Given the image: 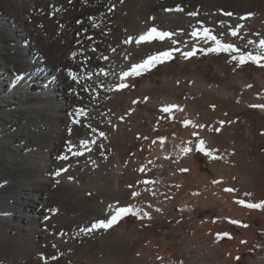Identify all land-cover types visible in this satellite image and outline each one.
Here are the masks:
<instances>
[{
	"label": "rangeland",
	"instance_id": "374dc122",
	"mask_svg": "<svg viewBox=\"0 0 264 264\" xmlns=\"http://www.w3.org/2000/svg\"><path fill=\"white\" fill-rule=\"evenodd\" d=\"M66 1L72 4L58 0L54 9ZM80 2L90 20L108 8L114 16L98 18V38L83 28L92 38L83 51L88 58L69 69L80 81L72 86L69 117L79 123L65 141L66 160L53 170L68 191L36 177L50 187L48 247L60 252L52 264H264V207L245 206L264 204V0ZM177 7L183 11H167ZM152 28L172 35L137 43ZM204 29L239 51H201L217 47ZM165 51L171 58L131 74L132 66ZM249 53L259 62L242 64L239 56ZM125 72L131 74L127 87ZM33 106L29 100L26 107ZM81 108L87 115L73 116ZM69 143L82 154L69 152ZM122 207L137 214L123 215L111 233L81 231L111 220ZM1 252L6 264L9 255Z\"/></svg>",
	"mask_w": 264,
	"mask_h": 264
},
{
	"label": "bare ground",
	"instance_id": "6f19581e",
	"mask_svg": "<svg viewBox=\"0 0 264 264\" xmlns=\"http://www.w3.org/2000/svg\"><path fill=\"white\" fill-rule=\"evenodd\" d=\"M80 1H66L54 9L58 0H0V250L9 255L6 264L13 260L35 264L38 258L48 264L60 261V252L48 247L50 187L36 177L63 193L68 191L63 176L59 173L55 178L53 170L61 165L65 141L76 128L69 117L75 85L69 69L75 71L88 58L83 51L92 38L81 32L83 28L87 26L97 37L98 18L111 22L114 16L108 8L90 20ZM28 76L30 81L24 82ZM125 77L123 85L131 74ZM29 100L34 104L30 109ZM95 148L97 143L90 146ZM104 230L112 231L111 227ZM16 245L24 252H18Z\"/></svg>",
	"mask_w": 264,
	"mask_h": 264
},
{
	"label": "snow or ice",
	"instance_id": "6c2138e0",
	"mask_svg": "<svg viewBox=\"0 0 264 264\" xmlns=\"http://www.w3.org/2000/svg\"><path fill=\"white\" fill-rule=\"evenodd\" d=\"M173 10H175V11H183V9L180 8V7H177L176 9H167V11H173ZM189 15H196V13H194V12L193 13H189ZM225 15L231 16L232 13L226 12ZM77 23H82V22L81 21H77ZM240 28H243L242 24L238 25L235 29H233L231 31V34L233 36H236L237 32L239 31ZM198 34L199 33H198L197 30H193V32H192V36L193 37L198 36ZM171 35H172V33L158 32L156 28H152L146 35L140 36L139 39L137 40V43H140L141 41H150L151 39H155V38L163 39L165 37H170ZM204 38L215 41L216 44H217V47L216 48H210V49H207V50L201 49V51H213V52L218 51V50H223V51H228V52H237V51H239V49L235 48L232 44H223V43H221L217 39L216 36L211 35L209 29H204ZM125 42L129 43L130 41H125ZM173 43H175V41H173ZM260 46H261L262 49H264V40L260 41ZM93 51H95V50L93 49ZM183 55L187 58V57H190V56L194 55V53L189 51V52H184ZM171 56H172V52L171 51H165V52H161V53H158V54L151 55L150 57H148V59L146 61H143L141 64L132 66L131 74L140 75V74H142L143 71L150 70V68L152 67L153 64L162 63V62H164V60L171 58ZM239 59H240V62L242 64L246 62V59L247 60H251V61L256 62V63L259 62V58H257L256 56H253L250 53L247 55V57H245L244 55H241L239 57ZM69 75H70V78L73 81H75L77 84L80 83V81H79V79H78L76 74L70 73ZM124 75L127 76V75H130V73L125 72ZM122 86L123 87H127L126 84L122 85ZM164 111H168V109H164ZM80 115H85V116L87 115L82 108L75 110L74 113H73V116H80ZM73 123H79V121L74 119ZM91 130H92V132L96 131L95 128H93ZM100 135L103 136L104 135L103 132H101ZM81 143H82L83 147H85V148L88 147V141H82ZM92 143H95V141H92ZM203 143H204L203 141H200L201 145H203ZM68 150H69V152H72L71 143H69V145H68ZM183 151L188 152V151H191V149H184ZM200 151H204L203 147L200 148ZM72 154L74 156H79L82 153L79 150H77L75 152H72ZM61 159H66V157H61ZM141 171H143V170L141 169ZM57 175H59V173H57ZM143 183L149 184V183H153V182L145 180V181H143ZM225 191L232 192L233 189L227 188V189H225ZM133 195L134 196L138 195V193H133ZM238 203L244 204L243 201H238ZM245 206L256 208V207H264V204H248V205H245ZM157 211H159V209H157ZM125 214H133V215H135L137 213L131 207H122V208H119V209L116 210V214L112 216L111 220H108L107 222L100 221V222H98L96 224H93L91 226V228H89V229H81V231L87 233V232H91V231L98 230V229H101V228L108 229V228H110L113 225V223H115L119 218H122V216L125 215ZM144 216H148V219H151V216H149L147 212L144 213ZM230 222L231 223H236V221H230Z\"/></svg>",
	"mask_w": 264,
	"mask_h": 264
}]
</instances>
